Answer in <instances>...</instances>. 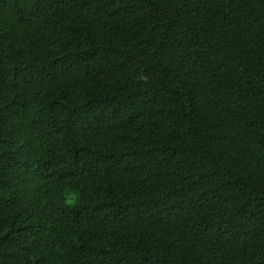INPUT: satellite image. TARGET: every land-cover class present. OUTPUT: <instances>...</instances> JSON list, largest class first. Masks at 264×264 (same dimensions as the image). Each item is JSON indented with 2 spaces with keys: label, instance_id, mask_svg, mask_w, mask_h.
<instances>
[{
  "label": "trees",
  "instance_id": "1",
  "mask_svg": "<svg viewBox=\"0 0 264 264\" xmlns=\"http://www.w3.org/2000/svg\"><path fill=\"white\" fill-rule=\"evenodd\" d=\"M0 264H264V0H0Z\"/></svg>",
  "mask_w": 264,
  "mask_h": 264
},
{
  "label": "clouds",
  "instance_id": "2",
  "mask_svg": "<svg viewBox=\"0 0 264 264\" xmlns=\"http://www.w3.org/2000/svg\"><path fill=\"white\" fill-rule=\"evenodd\" d=\"M69 202H71V200Z\"/></svg>",
  "mask_w": 264,
  "mask_h": 264
}]
</instances>
